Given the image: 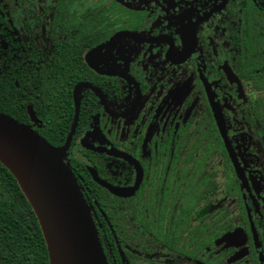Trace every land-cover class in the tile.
<instances>
[{"label": "flooded vegetation", "instance_id": "af4514ba", "mask_svg": "<svg viewBox=\"0 0 264 264\" xmlns=\"http://www.w3.org/2000/svg\"><path fill=\"white\" fill-rule=\"evenodd\" d=\"M263 7L0 0V60L40 105L26 124L66 141L76 90L65 159L108 264H264V106L244 88L264 81L241 69Z\"/></svg>", "mask_w": 264, "mask_h": 264}, {"label": "water", "instance_id": "95a60500", "mask_svg": "<svg viewBox=\"0 0 264 264\" xmlns=\"http://www.w3.org/2000/svg\"><path fill=\"white\" fill-rule=\"evenodd\" d=\"M75 101L74 123L60 146L0 112V161L16 177L38 217L50 264H108L90 208L65 159L78 121L76 90Z\"/></svg>", "mask_w": 264, "mask_h": 264}, {"label": "trees", "instance_id": "16d2710c", "mask_svg": "<svg viewBox=\"0 0 264 264\" xmlns=\"http://www.w3.org/2000/svg\"><path fill=\"white\" fill-rule=\"evenodd\" d=\"M254 5L255 10L258 5ZM262 10L264 11V7ZM254 19H259L260 26L264 28V15L258 13ZM258 53L259 62L251 66L241 65V69L248 72L247 75L264 81V51L258 50ZM248 67L251 72L245 70ZM0 69V112L27 123L29 118L27 102H35L36 112L40 105L37 99L27 92L26 82L22 76H18L22 73L21 69L14 71L17 78L10 77L8 64L1 60ZM38 131L56 146L64 143L68 132L67 129L61 128ZM0 264H50L47 244L38 217L18 180L2 161H0Z\"/></svg>", "mask_w": 264, "mask_h": 264}, {"label": "rangeland", "instance_id": "374dc122", "mask_svg": "<svg viewBox=\"0 0 264 264\" xmlns=\"http://www.w3.org/2000/svg\"><path fill=\"white\" fill-rule=\"evenodd\" d=\"M114 49H115V47H112L108 51H110L112 53L114 51ZM257 82H259V81H257ZM257 82H256V84H259ZM244 88L246 89V91L251 92L252 96L257 97L260 100L261 104L264 106V83L261 84L260 86H258V88H259L258 89L255 87V83L253 81H252V83L249 81H246L244 84Z\"/></svg>", "mask_w": 264, "mask_h": 264}]
</instances>
